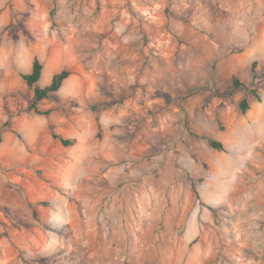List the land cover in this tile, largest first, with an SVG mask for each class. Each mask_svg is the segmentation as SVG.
I'll use <instances>...</instances> for the list:
<instances>
[{"label": "rangeland", "instance_id": "obj_1", "mask_svg": "<svg viewBox=\"0 0 264 264\" xmlns=\"http://www.w3.org/2000/svg\"><path fill=\"white\" fill-rule=\"evenodd\" d=\"M0 136V264H264V0H0Z\"/></svg>", "mask_w": 264, "mask_h": 264}, {"label": "trees", "instance_id": "obj_2", "mask_svg": "<svg viewBox=\"0 0 264 264\" xmlns=\"http://www.w3.org/2000/svg\"><path fill=\"white\" fill-rule=\"evenodd\" d=\"M43 70H44V64L40 61L38 57H35L33 60V65H32V70L28 73H23L22 76L27 83L29 87H33L34 84H36L42 77L43 75ZM70 71L69 70H62L61 72L55 73L53 76V79L49 85H46L45 87H39L36 86L34 89V99L30 104V109H35L36 112L39 114H49L50 110H42L40 109L39 105L40 103L47 98H50L51 95L54 92H57L61 86L63 85L64 81L69 77ZM234 84L235 86H239L242 84L240 80L235 77L234 78ZM250 102L248 98H244L241 103H240V108L243 112H246L248 109H250ZM55 138L60 139V141L63 143L65 146H70L72 145L75 141L76 138H66L63 136H60L58 134H53ZM209 144L218 150H223L224 149V144L216 140L212 137H207ZM2 141V137L0 136V142Z\"/></svg>", "mask_w": 264, "mask_h": 264}, {"label": "crops", "instance_id": "obj_3", "mask_svg": "<svg viewBox=\"0 0 264 264\" xmlns=\"http://www.w3.org/2000/svg\"><path fill=\"white\" fill-rule=\"evenodd\" d=\"M53 44H56V42L54 41V40H52V38L50 37V36H48V37H44V39H42V41H41V45L38 47V56H40V57H43V58H48L49 56H55L56 57V55H57V53H59V51H62L63 49H59V48H57V47H54V48H52V46H53ZM65 50H69V51H71L68 47L67 48H65ZM22 55H21V58L23 57V56H25V57H32V60L34 59L33 58V53H32V50L28 47V46H26V49H24L23 50V52L21 53ZM16 55V54H15ZM13 57V56H12ZM20 58V56H16V58L15 59H17V58ZM33 65V61H30V63L28 64V63H26V67H28L29 65ZM58 67V66H57ZM57 69V68H56ZM55 69V70H56ZM32 70V69H31ZM54 70V71H55ZM53 71V72H54ZM29 71H27L26 70V73H28ZM44 72H45V68H44V70H43V75H44ZM42 75V76H43ZM42 78V77H41ZM4 153H5V155L7 154V153H10V150H8V148L6 147L5 148V151H4ZM232 160L234 161L233 162V166H234V168L235 167H237L238 166V162L239 161H242V158H237V157H235L234 159L232 158ZM263 221H264V215H263ZM263 229H264V222H263Z\"/></svg>", "mask_w": 264, "mask_h": 264}]
</instances>
